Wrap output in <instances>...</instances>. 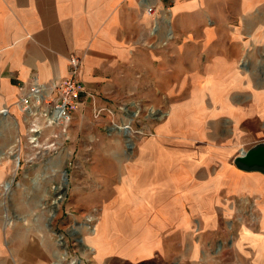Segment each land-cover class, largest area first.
Segmentation results:
<instances>
[{
  "label": "crops",
  "instance_id": "0c3cea01",
  "mask_svg": "<svg viewBox=\"0 0 264 264\" xmlns=\"http://www.w3.org/2000/svg\"><path fill=\"white\" fill-rule=\"evenodd\" d=\"M72 56L81 128L111 100L170 99L134 143L150 149L102 173L92 264H264V172L235 163L264 144V0H0V112L20 115ZM14 224L0 221V264H61L52 236Z\"/></svg>",
  "mask_w": 264,
  "mask_h": 264
},
{
  "label": "rangeland",
  "instance_id": "374dc122",
  "mask_svg": "<svg viewBox=\"0 0 264 264\" xmlns=\"http://www.w3.org/2000/svg\"><path fill=\"white\" fill-rule=\"evenodd\" d=\"M110 102L114 112L99 108L110 119L98 116L85 128L72 124L74 111L58 152L31 162L25 160L28 150L23 147V116L20 112H0V221L14 222L16 227L26 224L31 235L52 236L57 252L54 262L92 264L87 238L97 223L102 202L111 197L104 184L113 182V178L103 179L102 173L106 170L110 175L118 170L116 157L135 154L140 148L149 150V146L135 147L134 143L151 138L147 126L156 117L161 122L170 107V99ZM122 124H129L130 129L119 128ZM133 128L138 133L132 132Z\"/></svg>",
  "mask_w": 264,
  "mask_h": 264
},
{
  "label": "built area",
  "instance_id": "2783aa9c",
  "mask_svg": "<svg viewBox=\"0 0 264 264\" xmlns=\"http://www.w3.org/2000/svg\"><path fill=\"white\" fill-rule=\"evenodd\" d=\"M79 65L76 57H70L65 78L47 85L33 82L18 100V110L26 123L23 147L28 150L25 156L27 162L51 156L61 148L63 132L72 113L79 108L80 95L84 93L79 79ZM85 95L94 100L91 93ZM93 108L96 118L102 109ZM1 112L7 113V110Z\"/></svg>",
  "mask_w": 264,
  "mask_h": 264
},
{
  "label": "water",
  "instance_id": "95a60500",
  "mask_svg": "<svg viewBox=\"0 0 264 264\" xmlns=\"http://www.w3.org/2000/svg\"><path fill=\"white\" fill-rule=\"evenodd\" d=\"M235 160L246 166H254L264 169V144L251 148L246 152H242ZM62 175L65 182V171L62 172Z\"/></svg>",
  "mask_w": 264,
  "mask_h": 264
},
{
  "label": "trees",
  "instance_id": "16d2710c",
  "mask_svg": "<svg viewBox=\"0 0 264 264\" xmlns=\"http://www.w3.org/2000/svg\"><path fill=\"white\" fill-rule=\"evenodd\" d=\"M235 163H236V165L239 168L244 169V170H260V171L264 172V169L263 168H260V167H254V166L250 167V166H246V165H244V164H242L240 162H237V161Z\"/></svg>",
  "mask_w": 264,
  "mask_h": 264
},
{
  "label": "bare ground",
  "instance_id": "6f19581e",
  "mask_svg": "<svg viewBox=\"0 0 264 264\" xmlns=\"http://www.w3.org/2000/svg\"><path fill=\"white\" fill-rule=\"evenodd\" d=\"M1 155H2V153H0V156H1ZM8 185H9V183L6 182V183L4 184V188L7 189V188H8Z\"/></svg>",
  "mask_w": 264,
  "mask_h": 264
}]
</instances>
